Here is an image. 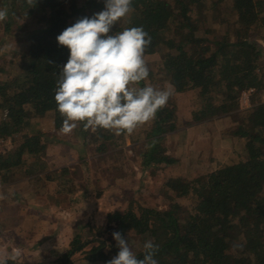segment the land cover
I'll list each match as a JSON object with an SVG mask.
<instances>
[{"label": "trees", "instance_id": "trees-1", "mask_svg": "<svg viewBox=\"0 0 264 264\" xmlns=\"http://www.w3.org/2000/svg\"><path fill=\"white\" fill-rule=\"evenodd\" d=\"M104 5L105 0H36L30 8L26 0H0V8L8 11L3 21L6 32L24 18L37 17V23L21 35L25 47L15 54L18 73L11 77L0 64V79L5 76L0 82V134L13 145L0 156L2 184L46 172L45 180L55 176L60 193L85 189L80 200L88 195L97 198L100 193H92L95 179L88 163H83L85 170H78L77 177L63 167L65 156L49 155L50 147L59 149V141L66 140L81 139V146L75 147L96 155L118 149L127 139L145 140L146 149L140 151L142 170L155 173L175 163L164 146L166 135L177 129L173 107L159 110L154 120L131 134L86 130L82 123L71 134L60 132L63 117L54 96L57 74L69 50L56 37L79 18L102 11ZM132 7L135 11L118 21L112 32L142 26L151 36L145 58L166 49L158 62H147V82L161 76L174 92L196 91V102L185 119L188 125L235 117L242 92L252 89L258 97L264 93L263 46L257 41L264 39V0H133ZM246 111L250 112L233 126L238 142L223 161H213L211 171L189 180L167 179L161 196L170 204L134 209L129 202L125 210L107 213L105 223L115 224L122 235L133 231L149 236L159 246L154 257L158 264H264V101ZM45 117L53 120L60 134L56 143L39 126ZM59 166L60 172L51 170ZM101 228H90L93 238L86 242L75 236L57 264H68L75 252L90 262L106 264L110 257L101 249L107 241L100 238ZM90 241L98 245L85 250ZM142 256L143 250L137 254Z\"/></svg>", "mask_w": 264, "mask_h": 264}, {"label": "clouds", "instance_id": "clouds-1", "mask_svg": "<svg viewBox=\"0 0 264 264\" xmlns=\"http://www.w3.org/2000/svg\"><path fill=\"white\" fill-rule=\"evenodd\" d=\"M26 3L33 8L36 0ZM132 4L133 0H105L102 11L79 18L56 37L69 50L57 74L54 96L56 110L63 117L61 133L71 134L82 123L86 130L131 134L154 120L173 96L172 84L159 88L147 82L149 33L142 26L112 32L118 21L135 11ZM7 16V9L0 8V22ZM112 235L119 251L106 264H158L154 257L159 246L152 240L143 243V256L138 258L128 239L120 232ZM24 253L23 247L14 245L0 264L22 260Z\"/></svg>", "mask_w": 264, "mask_h": 264}, {"label": "rangeland", "instance_id": "rangeland-1", "mask_svg": "<svg viewBox=\"0 0 264 264\" xmlns=\"http://www.w3.org/2000/svg\"><path fill=\"white\" fill-rule=\"evenodd\" d=\"M125 18H122V20L124 21ZM36 23L37 17L24 18L19 22L17 27H12L9 32H6V30H4L3 21L0 22V64L7 69L6 71L11 77L18 73V67L15 64V54L21 52L25 47V42L23 43V37L21 35L29 31ZM257 41L263 46L261 58L264 61V39H257ZM165 53V48H159L156 53L147 56L146 61L158 62ZM13 54L14 61L12 60ZM4 78L5 76H1L0 82ZM151 80L153 82L152 84L159 88H163L167 84L162 81L161 76H157ZM262 101H264V93H262L259 97L255 94L250 95L246 103L241 101L239 98L238 109L240 111L238 110L235 117L233 115L229 118L208 119L200 123L188 125L185 123V119L188 117L191 108L194 107L193 103L196 102V91L192 90L182 93L174 92L173 96L168 101L167 107L174 108L177 120L176 125L179 131L175 133L178 135L175 138L165 137L164 146L168 148V152L174 155L176 159L175 163L173 165L166 166V168H163L161 171L158 170L159 172L155 173L152 169L142 170L139 165L141 163L140 151L141 149L142 151L143 149H146L144 144L145 140L131 142L127 139L124 144L118 148V150L115 151V148H110L109 152L115 153L114 155H111V159L122 164L121 171H117V179L121 184L115 188L105 189L102 195H108V197L111 198L114 197L113 195L116 193L117 198L120 196V199H123V201L117 203L113 202L110 209L114 208V210L119 209L123 211L127 208L129 202H131L134 209H136L137 206L164 207L170 204V200L161 196V193L164 190L163 185L167 179L181 178L189 180L193 177L206 174L211 171V163L213 161H223L230 154L231 146L236 145L238 142L236 141L238 138L233 137V130L236 128V126L234 128L233 126L235 124L237 125L243 117L247 116L250 112L246 111L248 108L255 106L257 103ZM248 105L249 107L247 108ZM235 118L237 121H235ZM42 122L43 124H41ZM47 122L50 123V128H52L53 120L49 117H45L40 120L39 126L42 131L46 133V137L51 139L50 142L56 143L60 134L55 130L54 132L56 134L51 133L52 131H49V129L45 127ZM197 126L200 128L199 131H196ZM59 142H61L58 144L60 146L59 149H57V147H50L49 149V152L52 151V153H58L57 156L59 157H64L67 152L71 151L68 146H72L74 149L75 146H77L76 144L81 146V139L77 143L69 140ZM88 150L91 152L90 149ZM71 153L73 154V151H71ZM70 160L74 159L71 157ZM68 163L69 162L67 161V164ZM60 170L61 169H58L57 171L60 172ZM66 171L68 172L70 169H66ZM73 172H75L73 176L78 177L74 166L69 173ZM110 192L113 194H110ZM174 201L182 204L186 202L185 199H174ZM107 206L109 205L106 204V207ZM83 215L84 214L80 216ZM90 217L92 218L93 216L88 214L85 221H82L83 223H81V225L77 228V232L79 231L78 237H80L83 242L93 238L92 235L94 234V230L90 231L89 227L91 225L89 226L87 224L89 223L88 220ZM95 217L98 221H105L106 213L98 211ZM101 217H104V219ZM91 223H93L92 227L96 226L94 222ZM101 227L105 228L104 226ZM103 228H101L99 232L100 238L101 240L106 239L107 241L101 249L105 254H109L111 259L116 256V254L110 253V251L112 249H114L115 252L119 251L116 241L113 239L112 235L114 232H117L116 226L111 225L105 229ZM87 233H89V235ZM123 236L130 241V246L136 255L143 250V243L146 240H151L149 236L137 235L133 231L126 232ZM97 245V243L90 241L84 249L88 250ZM70 247L71 246L69 245L68 250L63 251L62 249L59 253H67L70 250ZM59 256L54 258L55 262L52 261L49 264H57V258ZM82 256L83 253L79 254V252L70 254V262L68 264H80L84 261ZM97 261V264H104L102 261Z\"/></svg>", "mask_w": 264, "mask_h": 264}, {"label": "crops", "instance_id": "crops-1", "mask_svg": "<svg viewBox=\"0 0 264 264\" xmlns=\"http://www.w3.org/2000/svg\"><path fill=\"white\" fill-rule=\"evenodd\" d=\"M198 126L196 131L200 129ZM45 127L52 131L51 133L56 134L53 125L50 128V123L47 122ZM177 131L179 130L176 129L166 137H177L178 135L175 134ZM79 148H72L73 154L70 151L64 155L69 163L63 167L71 171L74 166L76 172L78 170V172H83L85 170L83 163H88L92 169V177L95 179L92 193L95 194L96 190L100 193L97 198L87 194L85 200H80L85 189L76 190L74 193L72 191L60 193L58 183L53 178L55 176H51L53 180L48 182L44 178V175H47L46 172L39 173L36 177L31 175L17 178L10 183L0 182V258H3L14 245L25 249L22 260H9L8 264L55 262L54 258L59 256V252L62 249L63 251L68 250L72 238L79 236L77 228L83 223L82 221H85L88 214L93 216L88 220L90 224H87L91 225L89 228L94 227L91 222H94L96 226H115L113 223L106 224L104 220L98 221L95 216L98 211L106 214L115 210L121 211L110 209L113 202L123 201L120 196L117 198L115 193L114 197L109 198L108 195L103 196L102 193L105 189L120 186L117 171H121L122 164L111 159V155L115 153L107 151L96 155L89 152L88 148H84L85 151L82 152ZM50 154L54 153L50 152ZM169 154L174 157L170 152ZM80 156H82L81 159ZM71 157L74 160H70ZM60 167L62 166L51 170H57ZM87 175L88 173L85 172V177ZM86 190L90 191V187L88 186ZM110 194L113 193L110 192ZM106 204L109 206L106 207ZM76 207L79 213L75 212ZM82 214L84 215L80 216ZM101 218L104 219V217ZM89 262L84 259L80 264H97L98 261Z\"/></svg>", "mask_w": 264, "mask_h": 264}, {"label": "built area", "instance_id": "built-area-1", "mask_svg": "<svg viewBox=\"0 0 264 264\" xmlns=\"http://www.w3.org/2000/svg\"><path fill=\"white\" fill-rule=\"evenodd\" d=\"M253 94L252 89H248L241 93L240 99L241 101H244L245 103L248 100V97ZM249 105L247 106V108ZM13 148L12 141L9 137H3L0 134V156L4 155L5 153L9 152Z\"/></svg>", "mask_w": 264, "mask_h": 264}]
</instances>
